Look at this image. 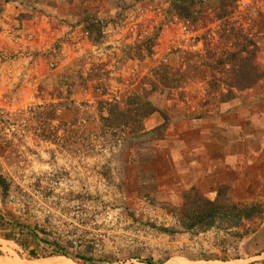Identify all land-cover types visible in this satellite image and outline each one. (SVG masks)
<instances>
[{"label":"rangeland","instance_id":"obj_1","mask_svg":"<svg viewBox=\"0 0 264 264\" xmlns=\"http://www.w3.org/2000/svg\"><path fill=\"white\" fill-rule=\"evenodd\" d=\"M0 175L8 264H264V213L180 223L192 188L264 206V0H0Z\"/></svg>","mask_w":264,"mask_h":264},{"label":"trees","instance_id":"obj_2","mask_svg":"<svg viewBox=\"0 0 264 264\" xmlns=\"http://www.w3.org/2000/svg\"><path fill=\"white\" fill-rule=\"evenodd\" d=\"M251 60L252 59L250 58H246V60H242V62H244L243 64L245 66L246 64L249 65V61ZM262 77L263 76L257 74L256 68H250L249 71L244 73L242 77L236 74L234 80L235 83H238V79H240L241 82L248 85L246 87H251L256 81L260 80ZM134 101L140 102L138 104V109L136 110L138 115L135 116L136 121H134V123L137 125V129L135 128L130 135L140 138L139 133L141 134L142 131L141 125L143 120L156 113L157 109L150 102L144 101L142 96L138 97L137 99H134ZM124 117L127 118L129 117V115ZM138 125L141 127L140 129ZM164 129L165 124L162 125L160 128L155 129L154 132L157 131V133H163ZM138 143L141 144L142 141H138ZM0 183H6L2 175H0ZM6 190H8V186H6ZM222 196L223 194L220 191L218 192V197L215 200H208L202 195H200L196 189L192 188L185 195L184 205L180 211V219H182L180 223H182V227L187 230H192L195 228L209 230L215 227H225V229L238 228L244 221H252L260 217L264 213V206L262 204H236L228 199L222 198ZM8 215H10V213H8ZM6 222H8L6 217L4 215H0V225L4 226L5 224H7ZM25 230L22 231V234H26L29 237H33L36 239H39L42 236L52 235L51 232H48L43 228H39L38 226L32 227L29 224L25 226ZM11 237V234L6 235L7 239ZM15 240L18 239L15 238ZM56 242L57 241L55 240H52L51 242H46L49 245H54L55 247L53 251L49 254V256L70 257L69 252L64 248L62 249V247ZM18 243H20V245L25 249H28V245L26 244V242L18 241ZM30 253L34 257L38 256L35 250H31ZM77 259L83 261L85 264L92 263V259L86 258L85 256H79L77 257Z\"/></svg>","mask_w":264,"mask_h":264},{"label":"bare ground","instance_id":"obj_3","mask_svg":"<svg viewBox=\"0 0 264 264\" xmlns=\"http://www.w3.org/2000/svg\"><path fill=\"white\" fill-rule=\"evenodd\" d=\"M0 264H8L7 261L0 259ZM20 264H35V263H20ZM41 264H71L65 259H50L42 262Z\"/></svg>","mask_w":264,"mask_h":264},{"label":"crops","instance_id":"obj_4","mask_svg":"<svg viewBox=\"0 0 264 264\" xmlns=\"http://www.w3.org/2000/svg\"><path fill=\"white\" fill-rule=\"evenodd\" d=\"M227 158H228V157H226V158H224V159H225V161H226L225 163L228 165ZM230 163H232L231 160H230ZM208 169H209V167H208ZM208 169H206L205 171L208 172V171H209ZM189 260H192V259H189ZM220 263L226 264V263H224V262H220Z\"/></svg>","mask_w":264,"mask_h":264}]
</instances>
